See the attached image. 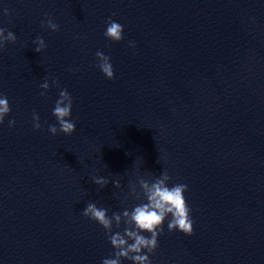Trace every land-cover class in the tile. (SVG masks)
Segmentation results:
<instances>
[{"label": "water", "instance_id": "water-1", "mask_svg": "<svg viewBox=\"0 0 264 264\" xmlns=\"http://www.w3.org/2000/svg\"><path fill=\"white\" fill-rule=\"evenodd\" d=\"M109 17L124 25L118 42L103 35ZM48 18L57 31L41 25ZM0 27L17 36L0 49L11 105L0 125V264H101L113 248L82 209L132 207L128 181L163 168L188 185L194 231L165 221L152 264H264V0H0ZM61 88L76 129L53 135Z\"/></svg>", "mask_w": 264, "mask_h": 264}, {"label": "clouds", "instance_id": "clouds-1", "mask_svg": "<svg viewBox=\"0 0 264 264\" xmlns=\"http://www.w3.org/2000/svg\"><path fill=\"white\" fill-rule=\"evenodd\" d=\"M3 15H8V8L3 9ZM47 16V13L45 14ZM41 25L57 31L59 24L48 18L41 21ZM124 25L113 20L111 17L106 21L103 35L111 41L123 39ZM16 34L5 27H0V49L6 42H15ZM32 43L34 50L41 52L47 47L43 36H36ZM131 47L136 46V41L129 40ZM95 56L98 58L97 67L108 79L114 78V67L111 58L101 50H97ZM53 84L58 85V80L53 79ZM50 87L49 81L44 79L40 88L47 90ZM45 92L42 91L41 95ZM73 98L66 88H61L58 98L54 102L52 115L56 124H48V131L53 135L58 132L71 134L76 129V122L72 118ZM11 112V105L6 93L0 92V125L5 121V117ZM15 119L8 120V126L15 125ZM32 124L34 129H40L39 113L32 111ZM152 174L151 179L137 174L135 181H128V191L124 199L133 197L137 203L132 207H125L122 210L111 211L103 205L98 206L96 201H89L82 209V214L97 222L105 231L107 240L110 242L113 251L108 257L102 259L101 264H123L124 260L131 264H152L151 255L159 246L158 237L164 231L165 221L167 230L181 231L185 234H192L194 231V220L191 215L192 209L189 206L185 192L188 185L185 183H171V177L166 168H163L158 175ZM92 181L101 188L110 181L116 188H121L120 179H111L103 175H92ZM115 229V230H114Z\"/></svg>", "mask_w": 264, "mask_h": 264}]
</instances>
